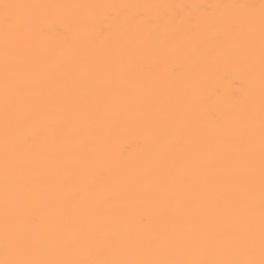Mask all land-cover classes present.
<instances>
[{"label":"bare ground","instance_id":"1","mask_svg":"<svg viewBox=\"0 0 264 264\" xmlns=\"http://www.w3.org/2000/svg\"><path fill=\"white\" fill-rule=\"evenodd\" d=\"M261 3L0 0V262L259 264Z\"/></svg>","mask_w":264,"mask_h":264},{"label":"snow or ice","instance_id":"2","mask_svg":"<svg viewBox=\"0 0 264 264\" xmlns=\"http://www.w3.org/2000/svg\"><path fill=\"white\" fill-rule=\"evenodd\" d=\"M20 7L19 5L13 4H3L2 9L5 15V23L7 24L8 15L10 10ZM239 8H244V6H236ZM262 13V27H264V0L260 5ZM247 16L246 12L240 13V18L243 19ZM104 40V37L101 35L97 37L95 44H100ZM211 116V113L209 114ZM262 249H264V224H262ZM0 264H78V262H44V261H4ZM151 264H256L254 261L250 260H186V261H155ZM259 264H264V258L259 261Z\"/></svg>","mask_w":264,"mask_h":264}]
</instances>
